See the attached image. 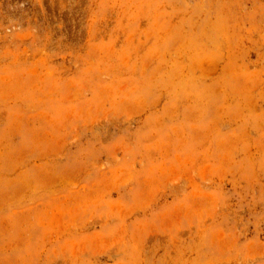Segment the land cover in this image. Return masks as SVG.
<instances>
[{"label":"rangeland","instance_id":"rangeland-1","mask_svg":"<svg viewBox=\"0 0 264 264\" xmlns=\"http://www.w3.org/2000/svg\"><path fill=\"white\" fill-rule=\"evenodd\" d=\"M0 264H264V0H0Z\"/></svg>","mask_w":264,"mask_h":264}]
</instances>
